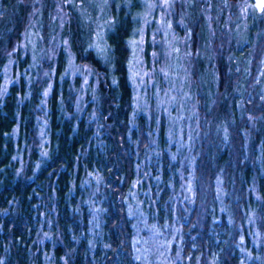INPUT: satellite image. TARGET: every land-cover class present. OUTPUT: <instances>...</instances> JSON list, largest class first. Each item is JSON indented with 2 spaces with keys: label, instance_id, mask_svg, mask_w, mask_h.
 Segmentation results:
<instances>
[{
  "label": "trees",
  "instance_id": "trees-1",
  "mask_svg": "<svg viewBox=\"0 0 264 264\" xmlns=\"http://www.w3.org/2000/svg\"><path fill=\"white\" fill-rule=\"evenodd\" d=\"M91 3L93 11H99V3ZM62 4L68 21L61 35L67 38L77 61L90 64L98 74V99L91 100L92 106L81 113L76 110L80 80L64 75L68 65L64 46L44 78L37 79L30 71L31 53L20 43L36 1L0 0V264H42L46 255H51L55 264H134V229L126 198L136 177L137 162L151 146V131H155L147 115L136 110L130 77V39L140 3L106 2L104 12L112 16L107 32L109 62L93 46L94 30L88 14L66 0ZM191 7L192 40L198 47L209 35V28L204 14L194 3ZM48 8H42L44 19ZM253 19L250 31H243L237 41L253 35ZM202 51L196 67L207 72L211 65L217 71L213 95L198 94L201 103L197 109L201 118H210L208 128L215 137L213 144L205 146V167L213 158L214 169L223 166L229 183L245 192L249 185L256 187L264 214V104L249 114L239 106L247 94L250 66L254 69L258 59L253 48L243 45L218 49L217 56L212 48ZM44 121L47 142L41 145ZM162 127L157 144L165 159V122ZM225 136L233 142L231 149L218 145ZM93 169L103 176L105 190L100 203L104 208L102 232L91 249V206L84 180ZM167 197L161 204L163 210ZM48 229L52 237L42 244ZM206 235L208 246H212L213 235ZM223 235L226 233L220 234L212 251L221 248ZM222 258L223 264H228V259Z\"/></svg>",
  "mask_w": 264,
  "mask_h": 264
},
{
  "label": "rangeland",
  "instance_id": "rangeland-1",
  "mask_svg": "<svg viewBox=\"0 0 264 264\" xmlns=\"http://www.w3.org/2000/svg\"><path fill=\"white\" fill-rule=\"evenodd\" d=\"M35 1L20 43L31 53L30 71L37 79L44 78L54 68L50 64L55 65L58 50L64 46L68 56L64 75L72 81L80 80L76 110L81 113L92 106L91 100L98 99L97 71L90 64L77 61L67 38L61 35L68 21L62 0ZM91 1L99 3V11H93ZM107 1L66 0V4L75 5L88 14L94 30L93 46L109 62L107 32L112 16L104 12ZM137 1L140 7L135 13L137 26L130 39V77L136 110L147 115L155 131H151V146L137 162L136 177L126 198L134 229V264H223L222 257L228 259V264H264V214L259 208L261 197L257 188L249 185L245 192L237 184L229 183L223 166L214 169L213 158L209 167H205L208 151L205 146L209 142L213 144L215 137L208 128L210 118H201L197 109L201 103L198 94L213 95L217 71L211 65L207 69L209 64L205 68L207 72L196 67L198 54L203 55L202 48H212L216 56L218 49L229 48L232 44L253 48L258 63L254 69L250 66L247 94L239 101V106L247 114L258 110L259 105L264 104V11L257 5L264 0ZM192 3L204 14L209 28V35L198 47L193 44L189 21ZM45 5L49 11L44 19L42 10L45 9L42 8ZM252 19L255 20L253 35L243 42L237 41L243 31H250ZM134 73L139 75L134 78ZM204 105L205 102L202 107ZM211 107L209 105L208 110ZM163 122L165 159L157 144ZM39 139L41 145L47 142L45 121ZM249 144L247 137V150ZM218 145L231 149L233 142L225 136ZM84 181L91 206L88 231L92 249L103 227L101 213L104 208L100 203L105 183L101 173L94 169ZM165 196L168 197L163 210L161 204ZM204 232L213 235L212 246L217 244L220 234L226 233L218 252L208 246ZM51 237L48 229L40 242L45 244ZM42 264H55V261L51 255H46Z\"/></svg>",
  "mask_w": 264,
  "mask_h": 264
},
{
  "label": "snow or ice",
  "instance_id": "snow-or-ice-1",
  "mask_svg": "<svg viewBox=\"0 0 264 264\" xmlns=\"http://www.w3.org/2000/svg\"><path fill=\"white\" fill-rule=\"evenodd\" d=\"M257 6L260 7L262 11H264V3L259 4V5H257ZM98 35H99V34H98ZM133 43H135V42H133ZM141 43H142V41H141ZM136 75H139V73H134V78H135ZM114 83H115V81H114ZM45 94H46V93H45Z\"/></svg>",
  "mask_w": 264,
  "mask_h": 264
}]
</instances>
